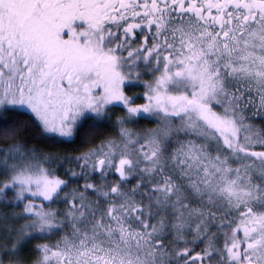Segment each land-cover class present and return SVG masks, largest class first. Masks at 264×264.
I'll list each match as a JSON object with an SVG mask.
<instances>
[{
  "label": "snow or ice",
  "instance_id": "snow-or-ice-1",
  "mask_svg": "<svg viewBox=\"0 0 264 264\" xmlns=\"http://www.w3.org/2000/svg\"><path fill=\"white\" fill-rule=\"evenodd\" d=\"M0 264H264V0H0Z\"/></svg>",
  "mask_w": 264,
  "mask_h": 264
}]
</instances>
